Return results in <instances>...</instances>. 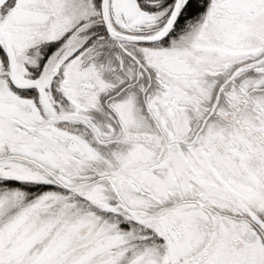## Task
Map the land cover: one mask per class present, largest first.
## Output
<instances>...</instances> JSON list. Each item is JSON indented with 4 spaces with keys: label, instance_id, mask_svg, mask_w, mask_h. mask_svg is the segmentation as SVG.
<instances>
[{
    "label": "snow or ice",
    "instance_id": "snow-or-ice-1",
    "mask_svg": "<svg viewBox=\"0 0 264 264\" xmlns=\"http://www.w3.org/2000/svg\"><path fill=\"white\" fill-rule=\"evenodd\" d=\"M0 264H264V0H0Z\"/></svg>",
    "mask_w": 264,
    "mask_h": 264
}]
</instances>
